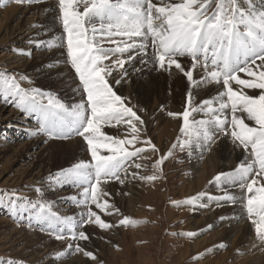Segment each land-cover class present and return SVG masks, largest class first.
Masks as SVG:
<instances>
[{
  "label": "snow or ice",
  "instance_id": "snow-or-ice-1",
  "mask_svg": "<svg viewBox=\"0 0 264 264\" xmlns=\"http://www.w3.org/2000/svg\"><path fill=\"white\" fill-rule=\"evenodd\" d=\"M9 2L24 7L48 0H4V5ZM43 11L55 12L61 34L41 41L38 32L28 43L39 50L65 49L63 63L70 65L78 78L74 95L80 99L65 102L52 90L23 87V82L32 84L24 74L0 71V102L34 120L36 126L27 130L26 138L43 136L47 143L82 137L90 159L49 173L35 185L0 189V208L6 209L17 226L39 229L66 242L64 249L55 253L54 264L73 254L103 264L80 243L91 240L86 227L111 231L147 222L121 211L114 196L130 193H112L110 184H154L163 178L162 166L175 159L177 151L188 159H203L205 152L226 137L240 148L243 159L234 169L221 171L208 181L222 194L201 191L170 200V204L176 209L239 204L246 210L259 245H264V0L259 7L255 0H55L54 8ZM33 27L48 32L42 25ZM15 51L24 54L27 50ZM181 58H190L191 63ZM146 68L170 75L175 70L190 85L184 110L167 113L181 120L182 134L167 152H161L148 136L146 121L138 114L142 110L120 94V86ZM194 72H202L199 79ZM240 73L250 79H242ZM210 84L218 86L215 94L197 102L199 91ZM108 127L114 129L112 134L106 133ZM149 170L151 174H144ZM63 187L79 190L70 197L81 209L78 215H61L53 202L45 199L46 191ZM33 190L38 194L36 199L26 194ZM215 226L210 224L207 229ZM170 234L198 235L191 231ZM226 246L221 242L218 247L223 250ZM260 250L264 252V247ZM207 252L212 254L213 249ZM0 264L27 262L0 258Z\"/></svg>",
  "mask_w": 264,
  "mask_h": 264
},
{
  "label": "rangeland",
  "instance_id": "rangeland-1",
  "mask_svg": "<svg viewBox=\"0 0 264 264\" xmlns=\"http://www.w3.org/2000/svg\"><path fill=\"white\" fill-rule=\"evenodd\" d=\"M15 5L14 2H9L5 6L4 0H0V10L5 12L2 13L0 11V71L24 75L27 74L26 76L30 78L32 84L29 85L28 83L23 82V87L27 88L32 86L45 90H52L63 97L65 102L71 103L78 101L80 97L79 95H74V90L77 88L79 81L70 65H67L70 69L69 76H63L62 74H54V76H52L45 73L34 75V72L24 71L22 69H10V67L6 64L7 62L5 61V58L1 56L2 54L9 55L11 52H13L15 55L23 56L24 60L32 62L36 53L43 52L46 54L50 53L51 50L48 49L41 51L36 47H33L31 52L32 54L29 55L28 50L26 49L27 46L24 47V50H27V53L24 54H18L17 51H15V48H12L13 45L10 42L8 32L18 21L17 19L19 17L15 18V22V20L12 21L13 18L11 15L13 16L15 12L23 8L22 6L20 7L18 5H16L15 8ZM36 6L40 12L47 7L54 8L55 0H48L47 3L34 4L31 7ZM25 7L27 6H24V9ZM9 10L12 11L10 12ZM51 21L52 18L50 22ZM58 24L59 23H56L57 27H59L56 28L57 33L58 31H61L59 30L61 27ZM56 32L52 33L51 35H44L41 33L42 35L39 36V39L41 41H46L49 36L55 37ZM182 62L188 64L186 59H182ZM49 70H54V68H49L48 71ZM145 71L148 78L145 82L146 85L141 86L139 93H136L139 103L133 100H131V102L142 110L138 114L141 115L145 121L152 122L151 125H149L148 136L157 145L161 152H167L168 148H170L172 143L176 141L177 137L182 135L179 131L181 120L169 117L167 115L168 112H166L163 114V117H165L167 120L169 119L168 122H166V124L158 122V119L154 118L158 109L156 106L160 105L163 96L166 97L169 90V97L171 98L170 112H182L184 110L186 94L190 88V85L186 77L177 71L175 72H177L179 78L175 77L171 80V82H169L166 77H162V79L157 80L152 76V74H149V70L147 68ZM196 73L197 72H194V75ZM154 74H156V72ZM59 81L62 82L60 83ZM132 82L133 81L129 82V88H137V86L132 87ZM245 91L249 90L245 89ZM250 91L255 93L257 92L256 94H259L260 92V90ZM195 99L197 102L203 100L200 94L197 95ZM1 105L2 102H0V106ZM153 105L156 107L155 111L150 110L151 106ZM160 108L161 107L159 106V109ZM11 109L15 110L16 108H13L12 105H8V108H5V112L2 116L6 117V113ZM15 111L17 114L13 116L12 121L9 119H4L0 122V125L1 123L3 124L0 126L3 127L0 131V140L5 139V143L7 142L9 146V150L0 153V179L2 177L1 175H6L4 178H2V180H0V189H22L24 185H27H17L14 183L18 178L17 174L20 169L18 166H14L12 163H14L13 161L15 158L20 155H22L21 158H24L26 163L31 164L29 167L26 165L28 169H34L36 174L40 171V176H38V179H35L31 185H35L49 173H55L57 170L68 167L73 163L78 162L82 158H84V160L90 159V155L86 150L82 152L81 156H76L74 149L75 147L73 148L71 146L75 141H78L86 147L82 137H73L68 140H48L47 143H45L47 138L43 136L36 138H26L27 130L34 128L36 126L35 122L32 119H26L25 115L19 110L16 109ZM21 118H24V121H26L28 126L21 125L22 129L18 130L20 132L18 140V135H15L12 130H14V127H16L17 122H20ZM196 118L199 119L200 117L197 116ZM246 122H248L250 126L253 124V122L250 121ZM5 123L9 124L10 126L12 125V130H10L11 128H8V125ZM157 139L159 140L157 141ZM226 139L227 141H230V138ZM24 142H32L33 144H36L35 148L28 154L25 153L22 145L19 146V144ZM218 142L220 141H217L216 143ZM216 143L212 146V151H209V154L208 152H205L206 155H204L205 157L203 156V159H188L184 152L177 151L176 158L166 161L162 166V179L154 182V184L141 182L142 184L137 186V192H139L138 196L118 195L117 198H115V202H117L118 206L120 205V201L123 202L124 208H121V211L125 215L138 221L147 222L139 223L136 226L118 227L111 231H103L96 228L95 226L90 228L86 227V231H89V233L93 232L94 235V241L91 243L92 247L90 249L99 257L103 264H197L196 258H198V264H249L246 263L249 258L254 260H256V258H261L262 256V258H264V252L260 250V248L264 247V245H259V241L255 236L254 227H251L250 221H248L246 218V210H242L239 204H225L222 207H217L213 203L210 205V207L203 209L199 208L198 206L182 207L180 209H176L170 204V200L185 199L201 191H206L210 195L222 194L215 186L209 185L208 181L221 171L234 169L241 160L233 161L231 162L232 164L229 162L231 166H228V163L222 160V158L218 155V151L215 147ZM231 146L235 148H232L234 152H241L240 148L237 149V147H234L232 142ZM31 153H36V155H29ZM155 158L156 157H153V160ZM181 158L183 159V162L178 163L177 160ZM145 173L151 174V171L149 170ZM30 177L31 176H28L27 179ZM78 191V189L73 187L56 188L55 190L46 191L45 199L53 202L55 209L61 215H78L81 209L75 207L70 201V197L76 194ZM233 191L238 192L239 189H233ZM62 192L67 193L63 195V207L58 201L55 200L56 198H54ZM26 194L33 199L38 197V194L34 190L28 191ZM130 199L132 200V205L128 207L126 205V201ZM203 202L207 203V200L205 199ZM66 206L69 208L64 209ZM234 208L241 213L239 218L234 213ZM230 209L233 210V213H231ZM195 211L197 215L195 214ZM221 216L232 219L221 221L219 219ZM1 217L4 221H6V226L3 227V224L0 223V258H18L19 256V259L26 261L27 264H40L37 261H29L28 259L30 258H20L22 257L20 255L13 256L11 251L4 248V246L1 244V242H3L1 238L11 230L20 232V236H22V238H20L19 241L23 239L20 247H26L25 252L29 254H31L32 250L37 252L40 249H44V251L48 253L46 258L50 257L49 259L54 260L55 253L64 249L65 247L66 242L57 241L54 239V237L50 238L47 233L42 232L39 229H28L22 226H17L13 219L7 215V211L4 208H0V218ZM102 218L108 219L107 217L103 216ZM195 220H201L202 222L201 224L199 223L194 227ZM210 224H215L216 226L213 229L208 230L207 226ZM217 224H219V226ZM189 231L196 232L198 235L195 238H187L170 234H179ZM228 231L229 233H227ZM110 234L111 236L109 237L108 235ZM32 235H36L37 237ZM109 238H113V241H110ZM201 239L204 240L201 241ZM221 242H224L227 245L223 250L219 249L218 247ZM253 244H256L257 247H253ZM208 249H213L212 254H208ZM238 250L240 254H238ZM77 256L83 255L73 254L71 256L65 257L58 263L68 264V261H76L75 257ZM79 259H85V264H93V262L88 258ZM76 264L80 263L76 261Z\"/></svg>",
  "mask_w": 264,
  "mask_h": 264
},
{
  "label": "bare ground",
  "instance_id": "bare-ground-1",
  "mask_svg": "<svg viewBox=\"0 0 264 264\" xmlns=\"http://www.w3.org/2000/svg\"><path fill=\"white\" fill-rule=\"evenodd\" d=\"M154 3H159V0H153ZM256 2V6L259 7L260 6V3H261V0H255ZM50 3V2H49ZM15 5V3H14ZM49 5V4H48ZM12 6V5H11ZM42 6V5H41ZM52 6V5H51ZM21 7V6H20ZM43 7V6H42ZM13 8V7H12ZM15 8H16V5H15ZM40 8V7H39ZM47 8H50V7H47ZM8 9V8H7ZM11 9V8H9ZM6 10V9H5ZM16 10V9H15ZM13 10V11H15ZM18 10V9H17ZM42 10V9H41ZM1 11V10H0ZM10 11V10H9ZM12 11V10H11ZM10 11V12H11ZM2 12V11H1ZM2 13H5V12H2ZM54 12H49L47 14H45L44 11H39L38 10V7H31V6H27L23 8H21L20 10H18L17 12H15L13 14V16L11 15V17L13 18L12 21L15 20L16 17H19L16 22L15 20V24L12 26V28L9 30V37H10V42L12 43L13 47L12 48H15V49H20V50H24V47L27 46V50L28 52H32V48L33 47H36L35 45H28V41L31 37H33L36 33L39 32V36L44 34V35H51L52 33H55L56 32V28H59L57 27L56 23H58L57 21L54 20ZM1 15V14H0ZM52 18V21L50 22ZM8 20V19H7ZM1 21V20H0ZM33 25H42L44 26L45 28H47L48 32L47 34H45V32L41 31L39 27H33ZM59 25V24H58ZM54 26H55V29H54ZM58 30V29H57ZM61 30V28L59 29ZM61 32V31H60ZM60 32L58 31V33L56 32V36L55 37H59L60 36ZM42 33V34H41ZM35 51V50H34ZM33 51V52H34ZM42 51V50H41ZM27 53V51L25 52ZM64 53V49L62 48H59V47H54V48H51L50 50V53H43V52H38L36 53V55L34 56V59L32 60V62H28L27 60H24L23 56H20V55H15L13 54V52H11V54L9 55H6V54H2L1 56L5 58V61L7 62L6 64L10 67V69H22L24 71H29V72H34L33 74L34 75H37V74H41V73H45V74H50L52 76H54V74H62L63 76H69V72H70V69L68 68L67 65H65L63 63L64 59H65V56L62 54ZM32 54V53H31ZM38 54V55H37ZM26 55V54H25ZM29 59V58H27ZM181 59H186L187 60V63L190 64L191 63V60L190 58H181ZM57 61H59V63H56ZM257 63L259 64V61H257ZM49 65H52L51 67H49ZM49 68H54V70H49ZM254 70H255V66H254ZM146 71H144L142 74H132L128 79H127V82H125L122 86H120V94H122L123 96L125 97H128L130 98L131 100L133 101H136L139 103L138 101V97H137V94L136 93H139V91L141 90V86L143 85H146V79L147 78V74L145 73ZM155 72L153 71H149V74H152L153 77H155L157 80L159 79H162V77H166L167 80L169 82H171L172 79H174L175 77L176 78H179V75H177V72H175V70H173L172 74L170 75L169 73L167 72H156V74H154ZM31 74V73H30ZM27 75V74H26ZM32 75V74H31ZM200 75H202V72H200L198 74V72L194 75L196 77V79H199L200 78ZM240 76L242 78H246V79H250V77H248L246 74L244 73H240ZM248 77V78H247ZM59 78V77H58ZM60 80V79H59ZM130 81H133L131 83L132 87H136L137 88H134V89H131L129 88L130 84L129 82ZM60 83L62 81H59ZM209 87L207 88H204V89H201L199 91V94L202 96L203 99L205 98H209L211 95H214V89L218 86L216 85H208ZM234 87H237L236 85H234ZM250 91V90H249ZM247 91V92H249ZM257 91V90H256ZM169 93L170 91L168 90L167 92V96H163L161 102H160V109H159V106H156L158 107L156 113H155V116L154 118L158 119V122H162V123H165L168 122V120L163 117V114L166 113V112H170V107H171V98L169 97ZM250 93H252V91H250ZM257 93V92H256ZM198 94V95H199ZM200 98V97H199ZM198 98V99H199ZM197 99V98H196ZM199 101V100H198ZM155 105L151 106L150 110H154L156 109ZM5 108H8V105L6 106L5 104L2 103V105L0 106V122L4 119H9L12 121V118L13 116H15L17 114V112L13 109H11L10 111H8L6 114L7 116L4 117L2 116L3 113L5 112ZM12 108V107H11ZM14 108V107H13ZM172 109V108H171ZM18 110V109H17ZM150 111V112H151ZM175 111V110H174ZM149 112V113H150ZM172 112V111H171ZM140 113V112H139ZM147 113V112H146ZM154 115V114H153ZM166 115V114H165ZM143 119V118H142ZM153 119V118H152ZM155 119V120H156ZM167 120V121H166ZM151 121H146V126H147V129H149V125H151ZM6 124V123H5ZM3 124L1 123L0 126H2ZM8 125L7 127L8 128H11L10 130H12V125L10 126L9 124H6ZM5 125V126H6ZM23 125H27L28 124L26 123V121H24V118H21L20 119V122H17V125L16 127H14V130H12L14 132L15 135H18L17 139L19 140V135H20V132L18 130H21L22 126ZM3 127H0V131L2 130ZM153 129V128H152ZM106 133L108 134H112L114 132V129L111 128V127H108L105 129ZM149 131V130H148ZM122 134H123V129H122ZM174 135V134H173ZM22 140V139H21ZM20 140V141H21ZM159 139H157L158 141ZM36 141V140H35ZM218 143H216V149L218 151V155L222 158V160H224L225 162L228 163V166H231V162L233 161H236V160H242L243 159V156L241 154V152L239 151H235L233 149L232 146H231V140L230 141H227V139L225 137H222L221 139H219ZM34 142V141H33ZM71 144V143H70ZM0 153H3L7 150H9V146H8V143L6 142L5 143V139H1L0 140ZM11 145V144H10ZM23 146V150H25V153L28 154L30 151H32L34 148H35V145L36 144H33L32 142H24V143H21L19 144V146ZM74 149H75V153H76V156H81L82 155V152H84L86 150V147L84 145L81 144V142H78V141H75L73 143V145H71ZM235 147V146H234ZM165 148V147H164ZM233 148V149H232ZM238 149V147H237ZM73 151V149H72ZM212 151V149H211ZM210 151V152H211ZM215 153V151H214ZM208 154H209V151H208ZM29 155H32V156H35L36 153H31ZM84 155V154H83ZM206 155V154H204ZM212 155V154H211ZM213 156V155H212ZM217 156V155H216ZM16 157V156H15ZM22 155L18 156L12 160H14L12 163L14 166H18L19 167V172H18V178L16 179V181L14 183H16L17 185H21V184H27V185H31V183H33V181L35 179H38V176L39 175V172L36 174L34 171V169L30 170L28 169V167L31 165L30 163H26L25 162V159L24 158H21ZM75 157V156H74ZM89 157V156H88ZM205 157V156H204ZM211 158V156H210ZM81 159V158H80ZM84 159V158H82ZM205 159V158H204ZM208 159V158H207ZM206 159V160H207ZM213 159V158H212ZM214 160V159H213ZM208 161V160H207ZM229 162L231 164H229ZM26 165L28 167H26ZM36 165V164H35ZM214 166V165H213ZM219 166V164H218ZM224 166V165H222ZM31 168V167H30ZM233 168V167H232ZM42 169V168H41ZM219 169V168H218ZM44 170V169H43ZM42 170V171H43ZM46 172V171H45ZM146 174V173H144ZM45 175V174H44ZM1 179L4 178L6 175L3 174L1 175ZM28 176H31L29 179H27ZM41 179V178H40ZM8 180V179H7ZM202 181V180H201ZM36 182V181H35ZM197 183V182H196ZM194 183V184H196ZM142 184L141 182H130L128 183L126 186H123V185H119L118 183H111L110 184V190L112 193H120V192H128L130 193V196H138L139 195V192H137V186ZM203 184V183H202ZM198 186V185H197ZM196 187V186H195ZM193 188V187H192ZM211 190V189H210ZM70 192V191H69ZM194 192V190H193ZM52 194V193H51ZM64 194H67V193H59L57 196H55L54 198H56L55 200L58 201L62 207L64 206L63 203V195ZM182 194V193H181ZM119 194L115 195L114 196V199L117 198ZM54 196V195H53ZM181 196V195H180ZM179 196V197H180ZM52 198V197H51ZM116 201V200H115ZM132 200H128L126 201V205L128 207H130L132 205ZM110 202H111V199H110ZM117 203V202H116ZM230 205V204H229ZM61 207V208H62ZM120 208H124V204L123 202L120 201V205H119ZM69 207L66 206L64 207V209H68ZM203 209V208H202ZM95 210V209H94ZM98 211V210H97ZM208 211V210H206ZM205 211V212H206ZM231 213H233V210H231ZM223 212V211H222ZM64 213V212H63ZM234 213L238 216L241 215L240 212H238V210H236L234 208ZM195 214H196V211H195ZM199 214V213H198ZM102 215V214H101ZM197 215V214H196ZM195 215V216H196ZM103 216V215H102ZM108 218V217H107ZM111 220V218H108ZM245 220V219H244ZM201 220H195L194 221V227L197 226L199 223L201 224ZM242 222V221H241ZM0 223L3 224V227L6 226V221L3 220V218L1 217L0 218ZM247 224V223H246ZM219 226V224H217ZM223 225V224H221ZM250 226V225H249ZM13 227V226H12ZM93 227V226H91ZM252 227V226H251ZM11 228V227H10ZM87 228H90V227H87ZM9 229V228H8ZM218 229V228H217ZM88 230V229H87ZM93 230V229H92ZM21 231V230H20ZM22 232V231H21ZM246 232V231H245ZM24 233V232H23ZM31 233V232H30ZM33 233V232H32ZM89 233V231H88ZM226 233V232H225ZM229 233V231L227 232ZM236 233V232H235ZM92 234L91 235V240L89 242H84V241H81L80 243L82 245H85L86 244V247H87V250H90L91 251V247H92V242L94 241L93 237V232L90 233ZM238 234V233H237ZM244 234V233H243ZM251 234V232H250ZM229 235V234H228ZM24 236V235H23ZM32 236H36V235H32ZM109 237L111 236L108 235ZM234 236V235H233ZM37 237V236H36ZM42 237V235H41ZM215 237V236H214ZM244 237V236H243ZM242 237V238H243ZM20 238H22V236H20V232L16 231V230H11V231H8V233H6L2 238L1 240L3 242H1V244L4 246L5 249L11 251V253L14 255H20L22 257L20 258H30L28 259L29 261H37L39 262L40 264H54V260L53 259H49L50 257L46 258L47 257V252L44 251V249H40L38 250L37 252L35 251H31V254L25 252L26 251V247H20V244L23 242V239L21 241ZM237 239V238H236ZM110 241H113V238H109ZM204 239H201V241H203ZM248 244V243H247ZM259 246V245H258ZM249 247V246H248ZM47 250V249H45ZM246 250V249H245ZM253 250V249H252ZM248 251V250H247ZM254 251V250H253ZM246 252V251H245ZM11 254V255H12ZM250 254V253H249ZM251 255V254H250ZM17 257V256H15ZM263 257V256H262ZM256 258V260L254 259H248L246 261V263H249V264H264V258ZM19 258V256H18ZM72 258V257H71ZM76 261L80 264H85L84 262L86 261L85 259H79V258H86L84 256H77L75 257ZM76 261H68L69 263L68 264H76ZM221 261V260H220ZM31 263V262H30ZM58 264H63V263H58Z\"/></svg>",
  "mask_w": 264,
  "mask_h": 264
}]
</instances>
